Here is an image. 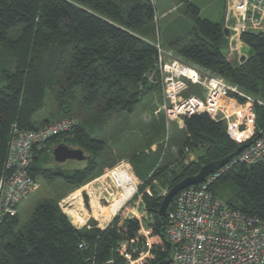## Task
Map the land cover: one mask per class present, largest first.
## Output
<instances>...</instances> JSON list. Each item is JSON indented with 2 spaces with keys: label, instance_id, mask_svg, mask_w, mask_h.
<instances>
[{
  "label": "trees",
  "instance_id": "trees-1",
  "mask_svg": "<svg viewBox=\"0 0 264 264\" xmlns=\"http://www.w3.org/2000/svg\"><path fill=\"white\" fill-rule=\"evenodd\" d=\"M181 2L193 25L184 35L164 42V47L251 95L258 133L264 129V33L242 35L243 43L254 53L234 64L226 54L224 23L202 18L192 0ZM155 18L151 0H0V177L7 172L14 125L33 130L61 119L82 121L70 134L55 135L34 148L37 159L30 174L37 180L59 178L77 188L103 172L107 165L100 159L105 157L107 142L101 130L109 117L133 113L157 88L148 77L157 70L159 54L155 27L148 26ZM149 34L155 37L149 40ZM191 88L201 92L195 85ZM48 94L55 103L50 105L51 120L38 122L35 116L47 108ZM183 123L182 128L176 123L172 126V137L166 143L163 140L157 151H142L132 158L143 181L137 196L149 218L146 225L152 229L157 255L151 264L172 254L167 218L159 215L165 196L162 190L239 148L228 135L226 124L207 113L186 117ZM69 138V144L91 156L89 161L81 169L51 168L50 162L55 160L51 147ZM174 146L176 153L172 152ZM190 155L195 159L189 160ZM229 182L238 192L225 203L264 220V163L232 165L211 190L217 195L215 188ZM63 196L41 200L24 223L18 213L3 216L0 264H127L118 250L140 234L138 219L117 215L105 229L97 227L94 220L89 228H77L59 206Z\"/></svg>",
  "mask_w": 264,
  "mask_h": 264
},
{
  "label": "built area",
  "instance_id": "built-area-1",
  "mask_svg": "<svg viewBox=\"0 0 264 264\" xmlns=\"http://www.w3.org/2000/svg\"><path fill=\"white\" fill-rule=\"evenodd\" d=\"M225 1L223 25L230 31L228 43L232 50V45L238 48L236 42L242 43L244 33H264V0ZM156 47L159 53L157 70L148 77L150 83L160 86L163 91L164 101L160 110L167 120H184L194 114L207 113L214 120L225 121L228 135L239 146H245L228 165L210 174L205 182L180 191L173 200L166 215V233L172 248L169 264H264V220L230 208L211 190V186L232 165L264 163V129L258 133L255 129V99L224 77L184 62L159 41ZM192 85H199L202 94H189ZM233 95L246 101L239 102ZM77 125L76 120L61 119L33 130H20L13 126L7 172L0 177V220L7 214L16 215L20 203L38 189V180L30 174L34 148L55 135L70 134ZM105 175L106 180H100L101 176L89 183L93 195L100 190L99 202L110 203L119 194L120 198L125 197L127 189L132 188L122 203L124 206L138 190V179L125 164L108 170ZM79 191L91 196L88 190ZM83 192L76 191L59 202L62 211L77 228L91 226L83 210L92 209V206L90 202L85 206L86 203L80 199ZM148 193L151 194L149 190ZM89 216L95 218L97 227L103 226L99 217ZM113 218L103 227L106 228ZM137 219L140 234L124 242L118 251L127 264H151L157 255L153 250L152 229L146 225L149 218L144 212L143 218Z\"/></svg>",
  "mask_w": 264,
  "mask_h": 264
},
{
  "label": "rangeland",
  "instance_id": "rangeland-1",
  "mask_svg": "<svg viewBox=\"0 0 264 264\" xmlns=\"http://www.w3.org/2000/svg\"><path fill=\"white\" fill-rule=\"evenodd\" d=\"M151 1L156 9V18L154 22L148 24V26L153 25V27H155L157 33L156 38L163 42L161 43L163 47L164 42H166L167 39L170 37L184 35L192 27L193 21L191 15L187 12L181 0ZM192 3L200 9V15L202 18L218 23H224L226 11L225 0H192ZM235 45H237L238 48H235L234 45H232L233 50L231 49V46L229 47V43L226 47L227 57L234 64H241L242 57H248L254 53V51L250 47H247L243 41L242 43L236 42ZM156 89L159 91L153 95L146 96L133 113L130 114L124 112L120 114H114L109 117L108 122L102 128V138L107 142V150L104 153L105 157L101 158L100 162L103 160V164H106L107 166L103 169V177L100 180L107 179V175L105 174L108 170L110 171L125 164V166L128 167V169L138 179L139 189V186L143 181L136 173L135 166L132 164V158L142 151H157V149H159L158 147H160V144L163 143V140L164 143H166L165 141H168L172 137L174 132L172 126L175 123L179 128L183 127L181 120H178L177 122L167 120L165 114L162 112V110H160L161 103L164 101L163 91L161 90L160 86H158ZM197 90H191L188 91V93L199 94L200 91L198 93ZM46 102L47 108L35 116V119L38 122H43L45 118L50 117V105L55 104L50 94H48ZM235 106H237L236 103ZM81 121L82 120L80 119V122ZM80 122L78 121V124ZM223 122L227 124L225 121ZM94 137L101 138L98 134H95ZM70 146L73 148H78L77 146ZM177 150L178 148L176 146L172 148V152L174 153H176ZM85 154L87 155L88 153L85 152ZM194 159L195 156L190 155L189 160ZM109 162H112L111 165H109ZM85 165L86 162L77 160H68L62 164L57 163L55 160L50 162L51 168L55 166H61L65 170L81 169ZM106 168H108V170H106ZM69 189V185L64 183L59 178L54 180L38 178V189L31 193L19 205L18 214L20 222L24 223L29 220L35 207L41 200L48 197L54 198L55 196L61 194L65 195ZM76 189H78V193L83 192L79 191L81 187H77L75 190ZM215 189L217 192V197L224 203L228 200H231L238 192L237 186L230 182L226 183L225 185L220 184ZM85 190L91 192V196L89 197L85 192H83L80 199L86 203L85 206L89 205L88 203L90 202L92 209H84L83 212H86L87 215L99 217L103 224L109 220V216L113 213H116L114 218L117 215H121L122 218L132 217L137 219L140 217L142 219L144 216L145 211L141 207L142 200L139 196H137L138 190L124 206H122V203L129 197L133 190L127 191L125 197L123 198H120L121 194H119L117 198L110 200V203L105 201H101L100 203L99 199L93 195L91 185L86 187ZM169 190L163 189V194L166 195ZM135 196H137V199L134 198ZM77 204L78 202L76 205Z\"/></svg>",
  "mask_w": 264,
  "mask_h": 264
},
{
  "label": "water",
  "instance_id": "water-1",
  "mask_svg": "<svg viewBox=\"0 0 264 264\" xmlns=\"http://www.w3.org/2000/svg\"><path fill=\"white\" fill-rule=\"evenodd\" d=\"M224 33L225 36L229 38L230 31L227 28L224 29ZM245 60H246V56L241 58V62H244ZM69 141H71V138H69ZM244 148H245L244 145L239 146L237 151L234 152L232 155L217 162L207 163L200 169V171L196 175L187 177L182 181H180L179 183L175 184L164 196L163 201L161 203V208L159 210V215L161 217H166L169 207L171 206L173 200L179 194L180 191L188 187L196 186L198 184L205 182L210 174L228 165L235 157H237L244 150ZM47 149L49 150L50 147H47ZM51 151L57 163H64L68 160L87 161L90 159L89 156L85 155L83 149L73 148L70 145H68L67 139L64 140L63 143L51 147ZM34 159L36 160L37 157H34ZM170 260L171 257L157 264H169Z\"/></svg>",
  "mask_w": 264,
  "mask_h": 264
},
{
  "label": "crops",
  "instance_id": "crops-1",
  "mask_svg": "<svg viewBox=\"0 0 264 264\" xmlns=\"http://www.w3.org/2000/svg\"><path fill=\"white\" fill-rule=\"evenodd\" d=\"M163 14H164V13H163ZM155 35H157L156 30H155ZM181 36H182V35H181ZM154 37H155L154 34H153V35L149 34V36H147V39L152 40ZM176 37H179V36H176ZM170 38H174V37H170ZM170 38H169V39H170ZM156 39H158V38H156ZM156 39H155V40H156ZM169 39H167V40H169ZM167 40H166V41H167ZM158 41L161 43L160 40H157V42H158ZM193 87H194V86H193ZM193 87H192V88H193ZM195 87L198 88V86H196V85H195ZM192 88L190 89V91L192 90ZM193 90H194V89H193ZM158 91H159L158 89H154L152 92H150V94H148V96H149V95H153V94H155V93L158 92ZM193 94H195V93H193ZM201 94H202V92L199 93V95H201ZM161 105H162V103H161ZM235 108H237V107H235ZM46 119H47V120H46ZM45 120H46V121H50L51 119H49V118H45ZM177 121H178V120H175V121H173V122H177ZM42 124H43V123H42ZM181 124H182V126H184L183 120H181ZM63 142H64V141H63ZM63 142H62V143H63ZM69 142H70V141H67V144H68V145H71V144H69ZM57 145H58V144H57ZM78 148H79V147H78ZM81 149H82V148H81ZM83 151H84V150H83ZM85 155H86V154H85ZM87 156L91 157L89 154H87ZM88 161H89V160H87V161H83V162H86V164H87ZM109 163L111 164L112 162H109ZM59 164H62V163H59ZM102 164H103V161H102ZM110 164H109V165H110ZM104 165H106V164H104ZM85 166H86V165H85ZM106 170H108V168H106ZM102 174H103V172H101V174H99L97 177H95V178L92 179L91 181H92V182L95 181V180L97 181V179L100 178V177L102 176ZM91 181H90V182H91ZM90 182H88V183H86L85 185L81 186L82 188L79 189V190H83V189H85L86 187H88V186L90 185V184H89ZM69 187H70V186H69ZM83 187H84V188H83ZM76 191H78V189L75 190V188L70 187L69 191H68L63 197H64V198L69 197V196H71L73 193H75ZM98 192H99V193H98ZM98 192H96V193L94 192V193H95L94 196H95L96 198H99V197L102 196V194L100 193V190H99ZM64 198H62V199H64ZM113 217H114V214H113V215H110V216H109V220H107V221L110 222V220H111ZM86 219L89 220V221H88V224H90V225H91L90 222H91L92 220L96 221L95 218L93 219V218H91L89 215L86 216ZM113 220H114V218H113ZM113 220H112V221H113ZM107 221H106V223H107ZM106 223H104L103 226H104ZM103 226L100 227V228H101V229H105ZM84 227H85V226H84ZM98 227H99V226H98ZM80 228H81V227H80Z\"/></svg>",
  "mask_w": 264,
  "mask_h": 264
},
{
  "label": "bare ground",
  "instance_id": "bare-ground-1",
  "mask_svg": "<svg viewBox=\"0 0 264 264\" xmlns=\"http://www.w3.org/2000/svg\"><path fill=\"white\" fill-rule=\"evenodd\" d=\"M198 88H199V87H198ZM129 190H133V189H132V188H128L127 191H129ZM127 191H126V192H127Z\"/></svg>",
  "mask_w": 264,
  "mask_h": 264
}]
</instances>
